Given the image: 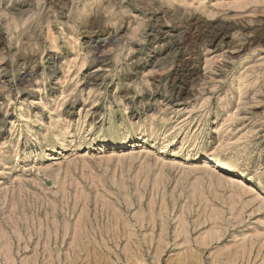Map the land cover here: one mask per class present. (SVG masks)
Wrapping results in <instances>:
<instances>
[{
	"label": "rangeland",
	"instance_id": "1",
	"mask_svg": "<svg viewBox=\"0 0 264 264\" xmlns=\"http://www.w3.org/2000/svg\"><path fill=\"white\" fill-rule=\"evenodd\" d=\"M0 264H264V0H0Z\"/></svg>",
	"mask_w": 264,
	"mask_h": 264
},
{
	"label": "bare ground",
	"instance_id": "2",
	"mask_svg": "<svg viewBox=\"0 0 264 264\" xmlns=\"http://www.w3.org/2000/svg\"><path fill=\"white\" fill-rule=\"evenodd\" d=\"M211 159H212V160H210L211 163H214V164H220L221 163L226 171L232 170V166L223 162L222 160L217 159V158H211Z\"/></svg>",
	"mask_w": 264,
	"mask_h": 264
}]
</instances>
